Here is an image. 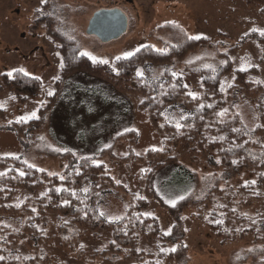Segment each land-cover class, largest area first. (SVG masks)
I'll return each instance as SVG.
<instances>
[{
    "label": "rangeland",
    "instance_id": "1",
    "mask_svg": "<svg viewBox=\"0 0 264 264\" xmlns=\"http://www.w3.org/2000/svg\"><path fill=\"white\" fill-rule=\"evenodd\" d=\"M109 8L121 9L128 25L120 37L102 42L88 35L86 28L96 11ZM252 30L264 32V17L246 0H0V74L18 69L41 82L40 92L24 101L13 98L5 88L0 91V109L5 110L6 122L19 123L23 132L18 137L0 119V157L20 158L39 170L57 174L68 167L65 153L70 152L75 164L83 159L103 164L110 178L121 186L120 196L124 198L139 195L140 182L150 162L141 164L136 159L151 149L176 156L178 163L190 170L192 181L188 183L194 188L188 197L191 201L201 199L214 188L242 187L247 194L255 177L246 166L229 164L223 169L215 157L188 161L185 150L167 147V137L159 135L150 124L147 98L118 92L106 83L73 72L62 80L58 95L47 105L60 75L56 37L108 69L117 57L130 56L144 45L161 50L190 37L208 39L184 59L170 63L171 80L181 81L193 94L200 75L190 71L214 77L228 62L232 69L222 77L224 84L235 80V69L246 70L245 79L255 80L253 76L257 74L264 83V52L255 40L243 39ZM164 70L162 64L145 62L136 73L158 85L165 81ZM157 104L162 108L163 123L176 128L184 124L186 113L172 90ZM233 105L243 128L256 138L260 122L257 104L235 90ZM45 106L42 122L27 124ZM130 134L133 140H129ZM239 153L251 165L264 158V151L254 146ZM175 166L168 165L156 174V194L146 195L148 206L143 208L159 219L163 233H169L177 224L175 236L185 235L179 256L164 264H263L264 249L250 238L224 244L193 215L194 211L190 213L193 206L188 201L174 208L184 194L173 189L177 179L171 172ZM88 185L85 181L84 191ZM95 199L104 220L121 219L125 211L122 199L105 192ZM23 219L22 215H0V225L19 231Z\"/></svg>",
    "mask_w": 264,
    "mask_h": 264
},
{
    "label": "trees",
    "instance_id": "2",
    "mask_svg": "<svg viewBox=\"0 0 264 264\" xmlns=\"http://www.w3.org/2000/svg\"><path fill=\"white\" fill-rule=\"evenodd\" d=\"M246 2L256 6L264 17V0ZM244 38L255 40L264 52V32L252 30ZM207 40L190 37L161 50L144 45L130 56L117 57L108 69L56 37L60 75L47 107L58 95L62 80L73 72L106 83L118 92L147 98L150 124L159 135L167 137L164 139L167 147L185 150L188 161L215 157L218 167L223 169L229 164L246 166L255 177L248 193L242 187L214 188L201 199L191 201L188 197L194 188L190 185V170L178 163L176 156L151 149L136 159L141 164L150 162L141 179L139 195H124V198L120 196L121 186L110 178L103 164L89 159L75 164L70 152L65 153L69 157L68 167L57 174L39 170L20 158L0 157V215L24 217L19 231L0 225V264H164L175 260L184 249L185 235L175 236L177 224L172 225L169 233H163L159 219L143 209L148 206L146 195L156 194V174L168 165H176L171 172L177 179L173 189L184 192L174 208L179 209L188 201L193 206L190 213L194 211L193 215L220 242L232 245L250 238L264 249V158L251 165L239 153L251 146L264 151V83L257 74L253 76L255 80L245 79L246 70L235 69V80L224 84L222 77L232 69L230 62L214 77L203 71H190L200 75L193 94L188 93L181 81L171 80L170 63L184 59ZM145 62L164 65L165 81L153 85L148 78L138 77L136 69ZM0 81V91L5 88L19 101L41 90L37 77L18 69L0 74ZM171 90L186 113L180 128L163 123L162 108L157 104ZM235 90L259 108L256 138L246 132L234 111ZM47 107L40 108L38 117L27 124L42 122ZM0 119L6 122L3 109ZM6 124L18 137L22 135L19 123ZM133 138L132 135L129 140ZM85 181L89 185L84 191ZM166 185L167 181L164 188ZM102 192L123 200L125 211L120 220L106 221L98 212L95 197ZM262 261L264 264V258Z\"/></svg>",
    "mask_w": 264,
    "mask_h": 264
},
{
    "label": "water",
    "instance_id": "3",
    "mask_svg": "<svg viewBox=\"0 0 264 264\" xmlns=\"http://www.w3.org/2000/svg\"><path fill=\"white\" fill-rule=\"evenodd\" d=\"M127 25V17L121 9H103L92 15L87 24L86 33L96 36L102 42H108L125 33Z\"/></svg>",
    "mask_w": 264,
    "mask_h": 264
},
{
    "label": "crops",
    "instance_id": "4",
    "mask_svg": "<svg viewBox=\"0 0 264 264\" xmlns=\"http://www.w3.org/2000/svg\"><path fill=\"white\" fill-rule=\"evenodd\" d=\"M93 88H94V87H93ZM94 90H96V89L94 88ZM59 154H62V153L60 152Z\"/></svg>",
    "mask_w": 264,
    "mask_h": 264
}]
</instances>
